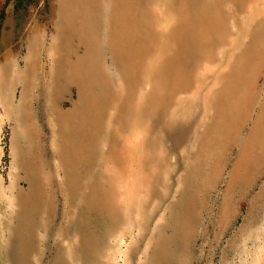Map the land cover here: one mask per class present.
Here are the masks:
<instances>
[{"label":"rangeland","instance_id":"obj_1","mask_svg":"<svg viewBox=\"0 0 264 264\" xmlns=\"http://www.w3.org/2000/svg\"><path fill=\"white\" fill-rule=\"evenodd\" d=\"M125 5L124 21H117L112 0H0V44H6L0 45V61L6 54L21 70L27 36L34 34L36 69L44 81L50 62L43 35L50 39L56 19L76 20L88 41L92 7L103 37L93 62L109 78L93 89L98 100L122 99L109 100L106 108L99 103L92 111L96 120L72 130L82 147L77 164L86 172L79 185L90 188L86 200L95 201L96 192L102 196L99 215L114 220L106 217L105 223L80 208L78 192L59 176L55 147L68 137L57 133L50 139L45 125L35 139L40 150L30 145L37 155L28 161L22 149L14 159L11 120L0 111V264H264V0ZM70 44L69 62L84 52L77 42ZM16 90L11 87V98ZM34 90L39 100L40 89ZM76 92L62 77L58 106L69 109ZM46 103L41 106L49 116ZM133 130L140 142L132 169L136 180L119 188L107 180L108 168L117 171L116 161L132 162L124 139ZM99 135L104 150L88 156L91 145L101 147ZM131 168L121 172L130 176ZM34 170V205L16 225L10 201L28 191L22 181ZM82 223L91 238L101 236L96 249L75 244L72 235ZM101 223L109 225L106 231Z\"/></svg>","mask_w":264,"mask_h":264},{"label":"bare ground","instance_id":"obj_2","mask_svg":"<svg viewBox=\"0 0 264 264\" xmlns=\"http://www.w3.org/2000/svg\"><path fill=\"white\" fill-rule=\"evenodd\" d=\"M112 3V13L114 19H116L117 21H124V19L121 18V9L126 6L125 0H112ZM68 5L71 6L72 10L76 8L74 7L75 2H73V5L72 2H69ZM88 9L90 12L88 18V34H91V38L88 39V41H84L81 38V24L79 23V21L76 20L71 24L62 23L56 19V21L53 23L54 32L52 33L50 39L45 38L44 35L43 37H39V39L42 37V42L47 40L46 46L44 45V47L42 48V51L46 54L50 62V68L48 69L49 74L46 81H44V75L39 74L36 69L37 62L35 61V52L37 51L38 46V39L36 35H30L29 33V35L27 36L25 45L27 48L28 56L25 57L24 62H22L20 68L21 70H15L16 66H18L19 64L16 65L15 61L12 58H9L6 54H3L5 55V57L3 56L0 61V111L7 120H11V131L12 136L14 137V145L16 146L15 152L13 153L14 159H18L17 157H20L22 149L25 151L26 158L28 161H31L33 155H37V153L32 151L30 145L34 148L35 151L38 152L40 150L38 148L39 146L35 142V139L40 135L39 132L43 131L46 126L50 128L48 134H46L47 136H49L50 139L53 137H55L56 139L58 134H63L64 138L66 136L68 137L65 144L63 143V141H60L55 147L57 163L60 166L59 176L63 177L62 179L67 184L70 183V185L74 186L71 187V189H74L73 191L78 192L79 200L77 201H80V208L84 212L88 210V214L96 213L98 216H100L97 204H101V202L103 201L102 196L98 195V192H96L97 195L95 201L92 199V201L86 200L85 197L90 188L84 185L80 186L81 184L79 185V182H81V179L86 175V172L83 173V171H81V167L78 165L79 160H83V158L80 157L82 147H80V141H78L74 137V133L72 130L78 128H85V126L87 125L83 124L84 122L89 121L90 123L92 121H95L97 116L92 111L99 110V103L101 104L103 102V107L106 108L109 106V100L120 104V101L122 99L117 95L104 100L100 98L99 101L98 95L93 89V83L102 80H108L109 78H102L101 76H105V73L97 69V64L93 62V56L95 51L101 50L100 43L103 41V37L98 38L96 25L94 23V11L92 7H88ZM104 10L107 12L106 7ZM91 13L93 14V16ZM90 19L92 20V24H90ZM75 23L77 25L74 28ZM115 24L119 25L117 23ZM71 42H77L80 46L84 47V52L80 58L69 62L68 59L71 56L70 53L72 51V45L70 44ZM0 45L6 46L5 43H1ZM55 55H59L57 61L52 60V58L54 59ZM56 67L59 68L57 69V71H55ZM62 77L66 78L69 82V85L74 87L77 91L76 100L70 103V107L67 110H63L58 106L57 95L59 92V86ZM35 86L37 89L39 88L41 92L39 96L42 97L39 100H37L34 95H31ZM11 87H13L14 89L17 88V90L13 92L12 98L10 91ZM15 92H17L18 94L16 99ZM45 100L47 101L46 105H48V109L50 111L49 116L48 114L44 113L43 107L41 106V103ZM32 102H36V107L32 104ZM39 102L41 109L38 105ZM82 106H84V111L79 110V108ZM88 126L90 127V124ZM84 138L86 139L87 136H85ZM98 139L101 140V147L96 150L95 145H91L88 151V156L91 155V151L95 154H99L101 152V149L104 150V147H102L103 145L101 135H99ZM75 140L77 144L75 143ZM124 146L126 147V149H129L128 154L131 155L133 158L132 162L130 163L131 166L125 163L124 160H122L119 161V164L118 161H116V164L120 166L119 170L115 171L108 168L109 172H112V174L107 176V180L113 181L117 186L120 182L123 181L132 184L136 180L137 173H132V169L134 166H136L135 157L138 158V147H140L139 133L137 132V130H133L132 134L124 139ZM75 148H77L78 150H75ZM71 149H73V151ZM68 160L73 161V163L70 164L72 165L70 166V168H68L67 166ZM22 162L23 161L20 158V166ZM40 164L42 165L44 163L41 162ZM130 167H132L130 172L132 174H130V176H126L121 172L122 168L126 170ZM42 168L44 169V167ZM70 171H75V174L71 175V177L69 176ZM27 178L28 179L23 178L22 182L27 184L28 191H19L14 197V199H11L10 201L12 205L9 207V216H13V218H15V223L19 221L18 223H16V225L20 223L21 216L30 215L31 209L34 205L32 198L34 193L32 192V190L35 186V179H38V175H35L34 170V172H31L27 175ZM118 187L120 188V186ZM126 201H130V198L127 197ZM76 204H79V202ZM14 207H16L17 209H14ZM106 217L107 221H114L110 218V216ZM106 217L105 214L102 213L100 216L101 222L104 221ZM118 221L121 220L119 218L115 219V222ZM103 223H105V221ZM103 223H101V228L103 227L104 231H106L107 228L105 229L104 226L109 225ZM82 224L83 226L81 225V231L79 229L75 230V234L72 233V236L75 237V244H77L78 242L79 246L83 247V243L87 242L90 246H94V248L96 249V247L98 246L97 244L101 242V236L99 234H96L93 235V238H91V234H88L89 236L87 235V232L89 233L87 223ZM7 228H9V226H7ZM92 233L95 234V232Z\"/></svg>","mask_w":264,"mask_h":264}]
</instances>
